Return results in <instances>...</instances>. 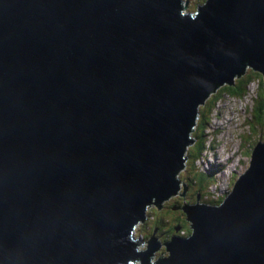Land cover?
<instances>
[{
    "label": "water",
    "instance_id": "95a60500",
    "mask_svg": "<svg viewBox=\"0 0 264 264\" xmlns=\"http://www.w3.org/2000/svg\"><path fill=\"white\" fill-rule=\"evenodd\" d=\"M181 7L0 0V264H149L132 229L178 189L198 106L264 83V0ZM179 207L150 264H264V141L218 205Z\"/></svg>",
    "mask_w": 264,
    "mask_h": 264
},
{
    "label": "rangeland",
    "instance_id": "374dc122",
    "mask_svg": "<svg viewBox=\"0 0 264 264\" xmlns=\"http://www.w3.org/2000/svg\"><path fill=\"white\" fill-rule=\"evenodd\" d=\"M196 1L201 0H188L187 8H194L193 6L196 5ZM244 70L249 71L253 69L245 67ZM234 77L236 76H233L231 78V82L234 81ZM255 82L256 80L254 78H251V82L246 87L250 95L253 94L254 91H256L257 85H255ZM249 97L250 96L247 95L242 100H238L236 98L230 97L229 95L219 96L217 98L218 100L214 103V106L212 107L210 113H205V116L207 118L206 125L201 127V124L199 123L200 120L196 122V127L200 126L199 128L203 129L204 132L208 134L207 146H205L204 151L199 155V162L198 159L196 160L197 156L186 160V169L182 171L178 177L180 181H184V176L187 175L189 172L192 171L193 173H197V171L202 169L203 167L199 166L201 161H209L211 164H220V161H223L226 157L229 156L230 161L227 164V168L225 169L224 174L229 175L230 172H239L240 169H242L251 144L255 143L259 139L264 138V131H262V127L256 128V130L253 132L254 124L251 121L249 122V125L251 126V129L249 131L244 119H242L244 116L243 105H247L249 103ZM259 98L261 97L259 96ZM240 103L241 112L239 111ZM247 116L248 114L245 117ZM255 139L258 140L254 141ZM224 143L225 146L226 144H229V148L224 147ZM236 149H238V153L235 152ZM240 156L243 158H241ZM205 166H208V163H206ZM235 176H237V174H234V177ZM231 181L232 177H226L224 179L219 178L217 181H213L211 185L202 187L197 193L199 195V201L202 202V200H204L206 202L210 199H218V196L221 193H224L227 188L229 190V185L231 184ZM172 205H175V203L169 202L168 206L172 207ZM148 215L153 218L150 208H148L146 212V216ZM147 225L148 223L137 224L133 230L134 237L140 239L141 241L148 231L149 225ZM182 234H185L184 229H182ZM185 237H187V234ZM159 239H161V237H159ZM144 246L145 244L137 245V247H135L134 249L138 251V249L144 248ZM151 257L153 256L150 255V258L148 260L149 264L152 263ZM158 257H160V255ZM128 264H134V260L129 261Z\"/></svg>",
    "mask_w": 264,
    "mask_h": 264
},
{
    "label": "trees",
    "instance_id": "16d2710c",
    "mask_svg": "<svg viewBox=\"0 0 264 264\" xmlns=\"http://www.w3.org/2000/svg\"><path fill=\"white\" fill-rule=\"evenodd\" d=\"M200 2H203L201 0ZM199 1H197L198 4H200ZM187 6L182 9L186 10ZM181 9V10H182ZM194 9L189 10L187 12H192ZM193 15V14H191ZM251 78H254L256 80L255 85L256 91H254L253 94H249L248 90L246 89L247 85L251 82ZM264 84L261 82L260 74L258 72H255L253 70L244 71L241 75L238 77H234V81L231 84H223L218 86L215 91L208 96V98L205 100V102L198 107V113L196 117H199L201 123V127L205 126L207 123V118L205 116L206 112H210L212 107L214 106V103L216 102L217 98L219 97V94L224 93L226 95H229L230 97L236 98L238 100H242L245 96L249 95V103L247 105H243V112L244 116L242 119H244L246 126L248 127V130L250 131L251 126L249 125V122H253L254 128L253 132L258 127H262V131H264V89L262 85ZM259 96L261 98H259ZM259 100V102H258ZM248 114L247 117H245ZM200 126H195L190 130V135L192 142L195 140V143L193 144L192 148L186 147L185 154H188V157L192 158L195 156H198L199 153L207 146L208 142V134L204 132L203 129L199 128ZM264 139V138H262ZM259 139V140H262ZM258 139H255L256 141ZM253 141V142H254ZM251 148V147H250ZM250 151V150H249ZM248 151V153H249ZM247 153V154H248ZM241 162V161H239ZM190 181L196 180L194 183L200 187H205L208 185H211L212 182L215 180L214 177L211 176L209 173H193L192 171L189 172L186 175ZM234 177V174H230V178ZM230 186V185H229ZM222 199V198H221ZM209 203H218V199L216 200H209ZM170 225V223H169ZM174 226V222L171 224ZM187 234V232H185Z\"/></svg>",
    "mask_w": 264,
    "mask_h": 264
},
{
    "label": "flooded vegetation",
    "instance_id": "af4514ba",
    "mask_svg": "<svg viewBox=\"0 0 264 264\" xmlns=\"http://www.w3.org/2000/svg\"><path fill=\"white\" fill-rule=\"evenodd\" d=\"M194 143L195 140H193V142L189 145L190 149L192 148ZM189 158L190 157H188L187 154L186 160H188ZM185 169L186 167H184V169L178 173V177L181 174V172L184 171ZM183 179L184 181H180V182L182 185L185 184V190L184 191L180 190L177 194L165 199L163 204L159 208H157L158 205L156 204L155 207H151V208L149 207L153 218H151L150 215H148L146 216L145 220L142 222V224L148 223L149 225L147 235H153L157 240L158 248L155 251L156 256L162 254V242L168 240L167 238L173 232V230H171L172 222H174L173 227L178 229L176 230L177 232L180 229H184L186 232L179 206H192L194 204H200L205 202L204 200H202V202L199 201V195L197 193L202 187L194 183L196 180L190 181L189 178L187 177H184ZM169 202L175 203V205H172V207L168 206ZM159 237H161V239H159ZM145 238H147V236H145Z\"/></svg>",
    "mask_w": 264,
    "mask_h": 264
},
{
    "label": "clouds",
    "instance_id": "9594fccd",
    "mask_svg": "<svg viewBox=\"0 0 264 264\" xmlns=\"http://www.w3.org/2000/svg\"><path fill=\"white\" fill-rule=\"evenodd\" d=\"M200 2V1H199ZM187 3H188V0H181V9L183 8V6H184V8L187 6ZM198 3H197V1H196V5H197ZM200 4H202V2H200ZM200 4H198V5H200ZM195 5V6H196ZM192 9H194V8H192ZM192 9H188V8H186V10L185 9H182L180 12L181 13H190V14H194V10L192 11V12H187V11H189V10H192ZM216 89V88H215ZM215 91V90H214ZM213 91V92H214ZM213 92H211L210 94H212ZM209 94V95H210ZM222 95H226V94H224V93H221V94H219V96H222ZM208 98V97H207ZM206 98V99H207ZM218 100V99H217ZM216 100V101H217ZM205 102V101H204ZM200 106V105H199ZM198 106V107H199ZM211 111V110H210ZM197 113H198V111H197ZM210 113V112H209ZM197 116V114L195 115V118H194V120H193V123L191 124V126H190V128L192 129L193 127H194V125L196 126V122L198 121V120H200L199 119V117H196ZM201 124V123H200ZM189 137H190V134H189ZM191 138V137H190ZM221 141H223V140H221ZM258 141H264V139H262V140H258ZM257 142V141H256ZM192 143V142H191ZM190 143V144H191ZM190 144H187L185 147H184V150H183V155H184V157H185V159H184V161L182 162V167L180 168V170H183L184 169V167H185V162H186V156H187V154H185V150H186V147H189V145ZM221 147H222V145H221ZM224 147H226V148H229V144H226V146H225V143H224ZM226 148H224V149H226ZM237 148H238V145H237ZM204 151V149L199 153V155L202 153ZM235 152H237L238 153V149H236L235 150ZM199 155L197 156V158H196V160L198 159V162H199V160H200V157H199ZM241 157V156H240ZM241 158H243V157H241ZM244 158H246V157H244ZM205 160V159H204ZM230 160H229V156L228 157H226L223 161H220V164H211L209 161H201L200 162V165L199 166H202L203 168L202 169H200L199 171H197V174L198 173H209V174H211V176L212 177H214L215 178V180L214 181H217L219 178H221V179H224V178H226V177H230V174L231 173H233V174H237V176L240 174V171H241V169H240V171L239 172H230V174L229 175H225L224 174V172H225V169L227 168V164H228V162H229ZM206 163H208V166H205V164ZM209 165H210V167H209ZM179 170V171H180ZM179 171L175 174V176H174V178L177 180V187H178V189H176V192L174 193V194H172V195H170L169 197H171V196H173V195H175V194H177L180 190L182 191V189H181V186H182V184H181V182H180V180L178 179V173H179ZM184 177H187L186 175L184 176ZM188 178V177H187ZM184 180V179H183ZM185 185V184H184ZM228 193V188H227V190L224 192V194H227ZM169 197H167V198H169ZM224 196H221V198H223ZM167 198H165V199H167ZM165 199H163V200H165ZM222 200V199H221ZM155 204H157V203H155ZM209 205H218V203H216V204H214V203H211V204H209ZM147 208V207H146ZM145 218H146V213H145V216H144V219L141 221V222H138L137 224H139V223H142L144 220H145ZM136 224V225H137ZM135 225V226H136ZM134 226V227H135ZM134 227H133V229H132V238H134V235H133V230H134ZM171 230H173V232L170 234V235H176V236H178V237H185L186 236V234H182V229H180L178 232L175 230V228L172 226L171 227ZM178 230V229H177ZM170 235H169V237H170ZM145 236H147L148 238L149 237H154L153 235H147V233H146V235ZM145 236H144V238L140 241V239H137L136 237H135V239H136V242H137V244H136V246L135 247H137V245H144L145 244V246H144V248H140V249H138V251H141V250H143V249H145L146 248V241H147V239L145 238ZM169 237H168V239H169ZM154 239H155V242L157 243V240H156V238L154 237ZM167 240H165L164 242H166ZM157 245H158V243H157ZM158 248V247H157ZM156 248V249H157ZM156 249L152 252V254H151V256H153V257H157V258H162V254H160V257H158V256H156L155 255V251H156ZM149 258H150V256H149Z\"/></svg>",
    "mask_w": 264,
    "mask_h": 264
},
{
    "label": "bare ground",
    "instance_id": "6f19581e",
    "mask_svg": "<svg viewBox=\"0 0 264 264\" xmlns=\"http://www.w3.org/2000/svg\"><path fill=\"white\" fill-rule=\"evenodd\" d=\"M190 137H191V135H190ZM155 202H157V204H158V207L157 208H159L162 204H163V202H164V200L162 199H159V200H157V201H155ZM149 208V207H148ZM148 208H145L144 209V213H146L147 212V209ZM151 208V207H150Z\"/></svg>",
    "mask_w": 264,
    "mask_h": 264
},
{
    "label": "built area",
    "instance_id": "2783aa9c",
    "mask_svg": "<svg viewBox=\"0 0 264 264\" xmlns=\"http://www.w3.org/2000/svg\"><path fill=\"white\" fill-rule=\"evenodd\" d=\"M240 105V107H239V111L241 112V103L239 104ZM237 111V110H236Z\"/></svg>",
    "mask_w": 264,
    "mask_h": 264
}]
</instances>
